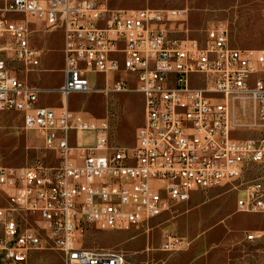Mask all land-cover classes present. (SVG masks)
<instances>
[{
  "label": "built area",
  "instance_id": "2783aa9c",
  "mask_svg": "<svg viewBox=\"0 0 264 264\" xmlns=\"http://www.w3.org/2000/svg\"><path fill=\"white\" fill-rule=\"evenodd\" d=\"M186 16L185 9H112L108 0H0V111L20 113L23 128L58 160L0 165V264H28L44 250L64 264H126L119 249L84 247L85 234L144 226L192 192L218 186H243L236 211L264 216V176L245 181L264 166V128L257 138L235 136L243 125L264 127V49L234 46L223 21L200 40L172 35L167 24ZM27 20L62 31L57 88L27 80L41 63ZM88 74L102 75L104 88ZM107 91L142 97L130 147L112 141L107 117L68 109L74 94ZM43 93L59 94L61 106H36ZM248 103L251 125L241 119ZM170 238L165 251L177 246ZM244 242L264 245V229L246 231Z\"/></svg>",
  "mask_w": 264,
  "mask_h": 264
},
{
  "label": "rangeland",
  "instance_id": "374dc122",
  "mask_svg": "<svg viewBox=\"0 0 264 264\" xmlns=\"http://www.w3.org/2000/svg\"><path fill=\"white\" fill-rule=\"evenodd\" d=\"M108 7L112 9H185L187 11L185 21L167 24L172 35L200 40L209 25L223 21L228 25L234 46L264 49V0H108ZM42 63L44 66L54 67L57 64L55 54L44 52ZM88 78L93 85L104 88L106 82L102 75L88 74ZM27 80L42 87H58L62 83V74L55 70L40 74L31 72L27 74ZM107 84L110 86V78ZM59 103L58 94L43 93L39 96L36 106H56ZM237 105L241 107V103L237 102ZM68 108L81 112L85 117H107L112 125V141L127 147L132 146L135 129L143 120L142 97L136 92L107 91L74 94L68 100ZM246 108V115L241 119L246 125H251L254 122L253 105L248 103ZM263 128L247 129L243 125L242 131L236 132L235 136L257 138L263 135ZM57 161L56 154L44 148L35 131L23 128L20 113L0 111V165L30 167L41 163L45 166H53ZM262 176H264V166H255L247 174L245 181L249 182ZM242 188L243 186L240 187ZM218 199L224 205V213H229L226 210L235 202L236 193H223ZM177 205L163 214L171 219L176 218L181 213ZM249 216L245 213H236L226 220V224L236 231L239 227L247 226L245 219ZM149 229L151 232L150 226ZM111 240L112 237L107 233L92 230L85 234L83 245L90 249H103V246ZM112 249L118 248L112 247L109 250ZM229 249L232 253L227 264H264L263 244L243 241ZM35 254H43V257L31 258V264H64L58 252L44 250ZM125 261L129 264L127 258Z\"/></svg>",
  "mask_w": 264,
  "mask_h": 264
},
{
  "label": "crops",
  "instance_id": "0c3cea01",
  "mask_svg": "<svg viewBox=\"0 0 264 264\" xmlns=\"http://www.w3.org/2000/svg\"><path fill=\"white\" fill-rule=\"evenodd\" d=\"M27 21L29 28L33 31L31 42L41 51L40 68L35 73H47L55 70L62 74V31H47L42 28L40 23L33 20ZM46 51L55 54L57 64L54 67L44 66L42 63V55ZM60 106L61 99L56 106L38 107L59 108ZM225 187L227 189H224ZM227 192H235L237 199L243 194V189L218 186L205 192H192L187 201L178 203L177 206L181 213L174 219L168 218L166 214L162 213L163 215L150 220L144 226H132L127 230L104 232L111 236L112 240L103 246V249L118 248L125 254L129 264H227L232 253L229 248L243 242L246 231L264 229L263 215L248 214L249 218L245 219L247 226L239 227L233 231L226 224V220L238 213L236 199L226 210L229 213H224V205L218 199ZM149 226L152 229L151 232ZM167 234L172 237L170 239L177 242L176 248L172 251L162 249ZM35 253L37 252L30 255L28 264H31V258L43 257V254Z\"/></svg>",
  "mask_w": 264,
  "mask_h": 264
},
{
  "label": "bare ground",
  "instance_id": "6f19581e",
  "mask_svg": "<svg viewBox=\"0 0 264 264\" xmlns=\"http://www.w3.org/2000/svg\"><path fill=\"white\" fill-rule=\"evenodd\" d=\"M67 264H74V262H67Z\"/></svg>",
  "mask_w": 264,
  "mask_h": 264
}]
</instances>
